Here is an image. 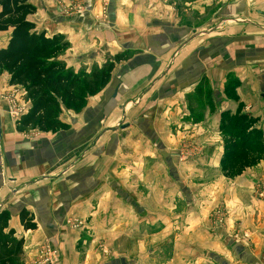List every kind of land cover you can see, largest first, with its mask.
I'll use <instances>...</instances> for the list:
<instances>
[{
	"label": "crops",
	"instance_id": "obj_1",
	"mask_svg": "<svg viewBox=\"0 0 264 264\" xmlns=\"http://www.w3.org/2000/svg\"><path fill=\"white\" fill-rule=\"evenodd\" d=\"M100 1L30 0L37 29L70 40L63 58L75 71L101 65L106 53L128 55L80 112L64 110L67 128L18 130L29 102L0 72V211L25 239L23 264L45 242L61 250L59 264H102L98 239L111 248L118 235L176 232L183 222L189 228L177 234H192V264H214L207 256L264 264L263 230L252 246L225 247L208 216L225 200L242 222L248 204L264 218V152L235 179L224 171L226 143L252 137L264 148V0H186L156 14L141 1L131 13L126 0H110L105 12ZM79 5L82 14L65 10ZM10 36L0 32V48ZM250 150L241 145L231 158ZM23 210L35 229L22 224ZM227 251L237 256L222 261Z\"/></svg>",
	"mask_w": 264,
	"mask_h": 264
},
{
	"label": "trees",
	"instance_id": "obj_2",
	"mask_svg": "<svg viewBox=\"0 0 264 264\" xmlns=\"http://www.w3.org/2000/svg\"><path fill=\"white\" fill-rule=\"evenodd\" d=\"M36 10L30 0H0V32L11 30L8 44L0 48V72L9 74L10 86L23 88L29 102L28 110L17 118L18 130L55 132L68 127L61 119L64 110L80 112L91 96L107 86L116 64L128 55L108 54L101 66L96 65L89 72L75 71L63 58L71 47L70 40L62 33L48 35L45 30H38L30 19ZM242 135L238 132L232 138ZM241 145L258 155L264 152L261 141L246 137L243 143H226L231 150L227 160ZM21 220L26 229L37 227L26 210L22 211ZM9 221L10 212L0 211V264H23L25 239L16 236Z\"/></svg>",
	"mask_w": 264,
	"mask_h": 264
},
{
	"label": "rangeland",
	"instance_id": "obj_3",
	"mask_svg": "<svg viewBox=\"0 0 264 264\" xmlns=\"http://www.w3.org/2000/svg\"><path fill=\"white\" fill-rule=\"evenodd\" d=\"M143 2L146 5V10H148L149 13L160 12L162 13V9H168L170 5H175V7H181L183 8L185 5L186 0H126L124 8L130 9L135 6L139 5V3ZM101 7L107 11L108 7L110 6V0H101ZM124 0H119L118 3H123ZM178 2V4H176ZM83 7L86 6H74V8L66 7L65 10H73L79 11L82 14L84 12ZM132 13V11H130ZM155 16V15H154ZM107 54V55H106ZM104 55V62L108 57V53ZM103 62V63H104ZM102 63V64H103ZM93 64L90 66L83 65L81 69H84V71H90L94 66H101L99 63H91ZM80 69V70H81ZM257 148V146H256ZM259 150V149H258ZM251 151V150H250ZM249 151V152H250ZM239 152V151H238ZM249 152H244L242 156L243 158H239L237 160H226V166L228 164V167L224 169L225 175L227 178L235 179L237 176L234 171L239 170L240 166L243 165H252L254 162H257L261 160L260 154H251ZM252 152V151H251ZM254 152V151H253ZM224 173V174H225ZM232 187V184H229V189ZM214 192H211L212 194ZM229 195V197L232 199V192H224ZM255 195L256 192H254ZM257 197H259L257 195ZM229 198V200H230ZM260 198V197H259ZM262 198V197H261ZM264 198V197H263ZM262 198V199H263ZM226 201H219L211 211V222L210 226L213 230H215V235L219 237V239H225L224 245L225 247L228 245L236 243L237 240H244L249 246H252L257 242L255 240L254 231L260 232L261 230L264 231V218L262 217L259 219V214L257 215L255 213V209L252 204L247 205V209L244 208L243 211L245 212V215H248V218L245 220V222H242L241 219L237 218L235 211L238 209L235 204L232 203H225ZM254 209V210H253ZM210 213V212H209ZM249 213L251 216L249 217ZM244 223V224H243ZM260 224L263 225V227H260ZM180 228L174 232L172 227L168 226L166 227L165 234H137V238H128V240H124L123 237L118 235L117 238H121L120 240H115L113 242L111 248V243H107L104 238H102V243H98L96 241V247L98 246L99 249H102V252L105 253L107 256L101 257V263L103 264H122L121 258H125L126 261L129 260L130 264H192V234H177L178 232L186 231L188 230L189 226L188 223L179 224ZM167 229L169 231L167 232ZM177 229V228H175ZM255 229V230H254ZM104 234H99V236H102ZM124 235V234H123ZM122 235V236H123ZM141 235H148L147 237H141ZM243 239H242V238ZM230 241V242H227ZM103 244L104 246H101ZM115 251V257H113L112 252ZM61 252V250H60ZM229 255V257H228ZM237 256V254H228V251L226 254L223 253V255H220L222 258V261L227 258H232ZM220 258V259H221ZM207 260L211 261L214 264H221L218 261H212L211 259L206 257ZM264 261V259L262 258ZM60 261H61V253H60Z\"/></svg>",
	"mask_w": 264,
	"mask_h": 264
},
{
	"label": "built area",
	"instance_id": "obj_4",
	"mask_svg": "<svg viewBox=\"0 0 264 264\" xmlns=\"http://www.w3.org/2000/svg\"><path fill=\"white\" fill-rule=\"evenodd\" d=\"M67 13H70L67 11ZM23 111V109H22ZM23 113V112H22ZM70 226L74 228H79L83 226L81 222H74L70 224ZM38 256L29 264H59L60 263V249L53 248L50 246L48 242H45L40 248L38 252Z\"/></svg>",
	"mask_w": 264,
	"mask_h": 264
},
{
	"label": "water",
	"instance_id": "obj_5",
	"mask_svg": "<svg viewBox=\"0 0 264 264\" xmlns=\"http://www.w3.org/2000/svg\"><path fill=\"white\" fill-rule=\"evenodd\" d=\"M120 260H121V263H122V264H127V261H126L125 258H121Z\"/></svg>",
	"mask_w": 264,
	"mask_h": 264
}]
</instances>
